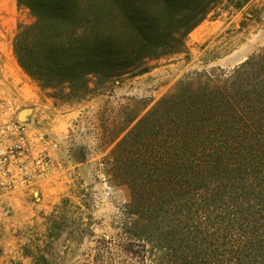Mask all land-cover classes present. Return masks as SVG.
<instances>
[{"label":"trees","instance_id":"trees-1","mask_svg":"<svg viewBox=\"0 0 264 264\" xmlns=\"http://www.w3.org/2000/svg\"><path fill=\"white\" fill-rule=\"evenodd\" d=\"M250 1L17 0L30 21L13 53L42 91L73 103L188 55V36L213 12ZM112 155L113 178L130 190L116 244L129 264H264V49L180 81ZM71 203L51 214L53 241L34 264H47ZM76 207L89 231L93 216Z\"/></svg>","mask_w":264,"mask_h":264},{"label":"rangeland","instance_id":"rangeland-1","mask_svg":"<svg viewBox=\"0 0 264 264\" xmlns=\"http://www.w3.org/2000/svg\"><path fill=\"white\" fill-rule=\"evenodd\" d=\"M29 21L17 0H0V84L19 116L26 113L22 121L57 141V170L34 191L0 199V264H34L36 249L51 243L50 217L65 199L72 205L47 264H129L130 256L116 251L124 238L118 221L130 201L129 188L112 176L116 144L180 81L197 72H230L264 49V0L240 10L220 6L188 36V55L154 62L149 73L73 103L51 98L19 67L13 39ZM83 203L94 218L86 232L76 207Z\"/></svg>","mask_w":264,"mask_h":264},{"label":"built area","instance_id":"built-area-1","mask_svg":"<svg viewBox=\"0 0 264 264\" xmlns=\"http://www.w3.org/2000/svg\"><path fill=\"white\" fill-rule=\"evenodd\" d=\"M57 141L20 120L18 108L0 84V199L18 191H34L56 170Z\"/></svg>","mask_w":264,"mask_h":264},{"label":"water","instance_id":"water-1","mask_svg":"<svg viewBox=\"0 0 264 264\" xmlns=\"http://www.w3.org/2000/svg\"><path fill=\"white\" fill-rule=\"evenodd\" d=\"M25 114H26L25 112L20 114L19 117H20L21 121L25 119ZM23 122H25V121H23Z\"/></svg>","mask_w":264,"mask_h":264}]
</instances>
